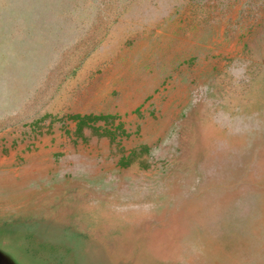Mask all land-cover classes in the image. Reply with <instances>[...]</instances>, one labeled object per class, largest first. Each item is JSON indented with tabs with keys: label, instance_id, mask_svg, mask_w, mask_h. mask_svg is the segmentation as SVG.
Masks as SVG:
<instances>
[{
	"label": "rangeland",
	"instance_id": "rangeland-1",
	"mask_svg": "<svg viewBox=\"0 0 264 264\" xmlns=\"http://www.w3.org/2000/svg\"><path fill=\"white\" fill-rule=\"evenodd\" d=\"M0 238L264 264V0H0Z\"/></svg>",
	"mask_w": 264,
	"mask_h": 264
},
{
	"label": "water",
	"instance_id": "water-1",
	"mask_svg": "<svg viewBox=\"0 0 264 264\" xmlns=\"http://www.w3.org/2000/svg\"><path fill=\"white\" fill-rule=\"evenodd\" d=\"M26 258L13 246V240L0 238V264H30Z\"/></svg>",
	"mask_w": 264,
	"mask_h": 264
}]
</instances>
